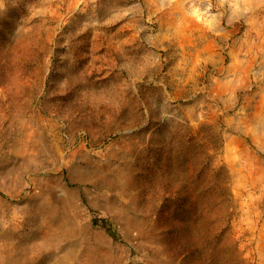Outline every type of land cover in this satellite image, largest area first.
Instances as JSON below:
<instances>
[{"label":"rangeland","instance_id":"1","mask_svg":"<svg viewBox=\"0 0 264 264\" xmlns=\"http://www.w3.org/2000/svg\"><path fill=\"white\" fill-rule=\"evenodd\" d=\"M0 264H264V0H0Z\"/></svg>","mask_w":264,"mask_h":264},{"label":"trees","instance_id":"2","mask_svg":"<svg viewBox=\"0 0 264 264\" xmlns=\"http://www.w3.org/2000/svg\"><path fill=\"white\" fill-rule=\"evenodd\" d=\"M210 158L212 161L213 157L210 156ZM213 161H214V159H213ZM222 167L223 166L214 165L213 176L216 179L217 187L222 189V190H226V186L228 185L229 180H228V177H226V176L224 177L223 174L221 176ZM222 210H223V216L225 218V219H223V221H225V222L220 227L219 230L222 233L230 232L232 230V221H233V216H234L233 211L232 210L230 211V200L228 202H226L224 200V205H223ZM93 224L104 228L106 230V232L108 233V235L111 236L113 239H115V240L120 239L117 231L113 228L112 224L107 219H105V218H94Z\"/></svg>","mask_w":264,"mask_h":264},{"label":"built area","instance_id":"3","mask_svg":"<svg viewBox=\"0 0 264 264\" xmlns=\"http://www.w3.org/2000/svg\"><path fill=\"white\" fill-rule=\"evenodd\" d=\"M85 138V137H84Z\"/></svg>","mask_w":264,"mask_h":264}]
</instances>
